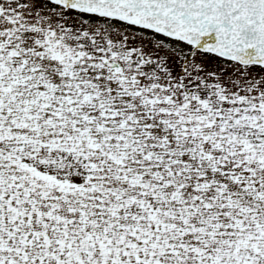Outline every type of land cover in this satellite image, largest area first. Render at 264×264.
I'll list each match as a JSON object with an SVG mask.
<instances>
[{"label": "snow or ice", "instance_id": "6c2138e0", "mask_svg": "<svg viewBox=\"0 0 264 264\" xmlns=\"http://www.w3.org/2000/svg\"><path fill=\"white\" fill-rule=\"evenodd\" d=\"M0 264H264V0H0Z\"/></svg>", "mask_w": 264, "mask_h": 264}]
</instances>
